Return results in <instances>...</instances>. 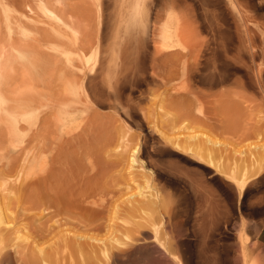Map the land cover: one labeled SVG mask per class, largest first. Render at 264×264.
I'll use <instances>...</instances> for the list:
<instances>
[{
  "label": "rangeland",
  "instance_id": "1",
  "mask_svg": "<svg viewBox=\"0 0 264 264\" xmlns=\"http://www.w3.org/2000/svg\"><path fill=\"white\" fill-rule=\"evenodd\" d=\"M38 1H0L2 37L19 48L24 47L31 59L7 63L6 72L3 73L5 83L0 82V99L8 103L2 107L6 109L1 114L7 111L9 117L0 118V196H30L37 192H34L37 184L33 182L37 164L32 159V151L42 142L39 135L43 137L46 134L43 141L47 139L53 120L52 116H44L40 122L36 121V97L40 95V98L49 100L61 98L60 94H63L58 86L64 82L95 86L96 95L101 97L98 86L110 84L109 88L103 89L105 92L111 91L112 99L116 100L115 108L108 106L106 98H102L101 106L93 102L87 104L91 120H96L90 132L92 135L85 137L89 144L87 147L95 154L101 148V138L105 142L113 136L110 133L127 130L124 132L129 139L127 148L112 151V155L109 153V163L107 158L97 157L99 162L104 160L100 163L101 167L104 165L108 169L103 170L100 180L105 182L106 178H102L104 174L109 178L106 182L111 185L110 188L113 187L111 197L117 202V205L113 204L126 209L131 208L130 205L136 206L135 202L129 204L132 200L128 196L136 189L132 178L142 182L141 175H146V193L159 197L160 218L164 217L154 220L151 227L142 229L144 235L139 237L146 239L147 235L149 240L146 246L151 243L160 248L164 246L169 249L170 261L177 257L183 264H233L238 254L237 239L240 238L247 252L258 243L259 246L251 251L252 256L264 258V0H238L239 8L228 0H183L182 7L176 10L171 6L173 0H139L131 14L128 13L131 7H126L128 11L125 8L127 12L123 7L130 0H121L123 3L119 0H61V4L48 0L51 8H56V14L65 15L66 20L67 15L81 20V35L66 29L63 22L41 10ZM28 7L32 9L31 13ZM181 11L189 14V21L196 28L199 41L214 53L215 57L210 61L213 66L209 70L215 75L209 70L200 69L203 74L199 72L195 81L186 80L181 74L180 57L167 55L160 35L164 20L169 14L172 17L182 14ZM23 12H28L30 17L27 18ZM122 12H126L124 19ZM148 12L149 16L152 15L151 19L148 17L149 20ZM243 13L247 18L242 16ZM245 21H249L248 25L254 31L253 39L243 33ZM172 26L173 21L166 23V27ZM20 27L27 31L25 41L19 38L18 34L22 33ZM127 33L130 37L132 35V39L126 37ZM128 38L130 42L126 40ZM122 43L128 44L129 48H123ZM62 72H66V77ZM24 75L29 78H24ZM56 77L58 80H55ZM64 77L67 80L63 81ZM36 91L40 92L38 96ZM15 107L21 110L17 112ZM45 119L50 122H47L49 126L44 124ZM13 131L19 134L17 138L25 140L22 147L15 148V157L9 151L13 145H17L12 138ZM95 137L99 139V144H96ZM135 146L143 168L131 171L127 167L128 151ZM209 150L213 153H209ZM209 158L214 159L215 167L209 166ZM108 166L112 171L110 173ZM233 167L239 169L234 171L238 172L235 171L238 178L241 176L239 183L243 190L230 180ZM16 175L19 176L17 184L14 183ZM4 181L11 182L7 194L3 191ZM31 183L33 188L30 187ZM35 190H38V185ZM11 211L13 215L7 211L6 222L3 221L5 224L1 223L3 225L0 224V227L11 229L15 226L21 230L19 236H32L35 226L43 228L46 224L51 225L50 222L46 223L45 218L37 219L35 215L39 213L35 210ZM154 212L152 210L151 215ZM110 226L115 227L113 223ZM102 233L97 234L102 237Z\"/></svg>",
  "mask_w": 264,
  "mask_h": 264
},
{
  "label": "bare ground",
  "instance_id": "2",
  "mask_svg": "<svg viewBox=\"0 0 264 264\" xmlns=\"http://www.w3.org/2000/svg\"><path fill=\"white\" fill-rule=\"evenodd\" d=\"M119 1H121V0H119ZM123 1H125V0H123ZM123 1H121V3H123ZM138 1L139 0H133L131 3L126 1L124 6L122 4H120V6L122 5L124 7V9L126 7H131V8H129L130 10L128 8H126L127 11L129 10L128 13L131 14V12L133 13L135 11V8L137 7L135 5L138 4ZM144 1H146V0H144ZM228 1L235 4L238 8L240 7L238 0H228ZM148 2L150 3V1H148ZM55 3L61 4V0H55ZM140 5L141 4H139V6H138L139 8L141 7ZM181 5H183V0H173V2H171V6H172V8H175V10H176V8L180 7ZM38 6L45 13H47V14L55 17L59 21L63 22L64 26H66L65 27L66 29L67 28L71 29L74 31V33L76 35H81V30L83 28L81 26V22H80L81 20L79 18H76L75 16H71V15L68 17V15H67V20H66L65 15H63L64 16V18H63V16L56 14L57 13V12H55L56 8L52 7V8H54V10H53L51 8V5H49L48 0H39ZM0 7H2V6L0 5ZM27 9H28V11L30 10L29 13H31L32 9H30L29 7ZM126 9H125V11H126ZM121 10L123 11V8L122 9L120 8V11ZM140 10H142V8ZM126 12H124V13H126ZM149 12L147 14L148 20H149L148 17L152 16V15L149 16ZM23 13H25V16L27 18L30 17V14L28 12H23ZM124 13H123V15L121 14V16H123V19H124V15H126ZM181 13H182V11H181ZM175 14H176V12H175ZM245 15L246 14H244L242 16H245ZM137 16L138 15H136V17ZM139 16H141V15H139ZM246 16H245V18H247ZM125 17H127V16H125ZM127 18H129V17H127ZM150 19H151V17H150ZM128 20H130V19H128ZM148 20H146V21H148ZM189 20H190V17H189L188 13H187V15L185 13H182L180 15H176L175 17H172L170 14L167 15V17H165V20H164L165 23L163 25V28L161 27L163 30L160 29V30H162L160 35L162 36V40H163L162 45L164 46V49L168 51L167 55L176 54L180 57L179 62L181 64V66H180L181 67V74L183 77H185L184 79L189 78V79L194 80L196 77H199V74L201 73L200 69H206L208 72L209 67L213 66L210 63V61H211V58L214 56V53L210 52L206 48V45L204 42L199 41V35H198V33H196V28L194 27L192 22H190ZM137 21H138V19H137ZM172 21L174 23V26L166 27V23L172 22ZM149 22H151V21H149ZM126 23H127V21H126ZM148 23H147V25H149ZM248 23H249V21H245V28L243 30V33H245L247 35V37H249L251 39L253 37L252 35H253L254 31L251 27H249ZM200 24H201V20H200ZM147 25H146V27L149 28V26H147ZM201 26H202V24H201ZM20 28L22 29V33L18 34L19 38L25 41V39L27 37L26 36L27 31H25V29L23 27H20ZM20 28H19V30L21 32ZM131 32H133V31H131ZM128 33H127L126 37L129 36ZM148 33H149V31H148ZM158 34L159 33H157V35ZM138 35L139 34H137V36ZM133 36L136 37V35H133ZM161 36H158V37H161ZM130 39H132V35H131ZM136 39H137V37H136ZM126 40H128L130 42L129 38ZM141 40H143V39H141ZM133 41H135L134 38H133ZM126 43L125 44L122 43V45H123V48L127 49V47L129 48V45ZM131 43L133 44V42H131ZM137 44H138V42H137ZM122 45H121V47H122ZM22 47H23V45H22ZM161 49L163 50V52L165 51L163 49V47H161ZM161 49L159 50L160 53L162 52ZM206 50H207V53H204V51H206ZM27 52L28 51H26L24 49V47L19 48L17 46V44H15V43L6 42L5 39L2 37V34L0 32V82L4 80L3 79L4 77H6V76H3L4 75L3 73L6 72L5 67L8 64H10V63L13 64V62L16 63V61L17 62H27L28 61V58H29L28 53L29 52L28 53ZM221 52H224V51L222 50ZM252 56H254V53L252 54ZM219 57H221V55ZM18 64H20V63H18ZM209 72L211 73L212 70L211 71L209 70ZM24 73L26 74V72H24ZM62 73L65 76L66 72L65 73L62 72ZM179 73L180 72H178V74ZM14 74H15V72H14ZM85 74H86V72H85ZM202 74L203 73H201V75ZM110 75H112V74H110ZM214 75H212V76H214ZM14 76H16V75H14ZM212 76H209V77H212ZM26 77L24 75V78H26ZM65 77H64L63 81L67 80V79H65ZM200 77H202V76H200ZM209 77H208V79H209ZM28 78H26V79H28ZM91 78L92 77H89V79H91ZM204 78H206V77H204ZM10 80H11V78H10ZM55 80H58L57 77L55 78ZM71 80H73V79H71ZM14 81L17 83L16 80H14ZM194 81H191V82H194ZM200 81H202V80H200ZM4 83H3V86H4ZM8 83H9V81H8ZM109 86H110V84L98 86V88H100L99 89L100 91L98 92V94H100L101 97L96 95V93L94 91V88H96L95 86L91 87L88 85H83L80 83L78 84V83H74V82L60 83V85L58 86V89H60V91L63 94V96L60 94L61 98L57 97V98H54L52 100L40 98L39 97L40 95L38 96V94L40 92L38 93L36 91L37 96L39 97V98L36 97L37 98V101H36L37 105H34V106H36V113H35L36 114V121L40 122L41 119L44 118V116L45 117L46 116L47 117L52 116V120H53V124L51 126L52 130L50 129V127H47L51 131L49 133V135H51V138H49V135H48L47 139L45 141H43L44 136L46 134L45 135L43 134L44 135L43 137H42V135L41 136L39 135V137L42 138V142L40 141V143L38 145L33 147V151H32V154H33L32 159L37 164V167H36L37 168V174H36L35 179H33V180H35L33 182L38 185V190H35V187L37 189V185H35L34 192H36V191L37 192L34 194L32 193L30 196H26V195L16 196L15 195V196L8 197L5 194L3 196H0V224L3 223V221L6 220V218L8 217L6 215L7 211L8 212L10 211L12 214L11 210H15L14 212L18 211V213H19V210L22 209V212H31L30 210H32L34 212V210H35L36 213H39V214L35 215L38 217L37 219L42 220L45 218V219H47L46 223L50 222L51 225L46 224L45 227H43V228L35 226V229L33 230L32 236H30V235L29 236H27V235L22 236V234H21V236H19L21 230H18L17 227H15V226L11 227V229L9 227L3 228L1 226L2 228L0 227V264H168L170 262H171L170 264H183V262L177 257H174L172 259L173 261L172 260L170 261L169 260V257H170L169 249L164 248V246L162 247L163 249L160 247L154 246V245H156L154 243H151V245L148 244L146 246V244H147L146 242L149 240L147 235H146V239L139 237L140 235L141 236L144 235V232L142 229H144L146 227L147 228L151 227V224H153V221L156 219H159L160 213L162 212L160 210V205H159L160 201L158 200L159 197L157 195H152L151 193H146V175H144V174L141 175V176H143L142 182H140V180H139V182H137L136 180L133 179L134 177L132 178L133 184H136L135 190H137V192H136V194H134L135 193V190H134V193L133 194L129 193L130 195L128 197H129V199L132 200V202H129V204L135 202L136 206L132 207L130 205L131 208L128 207L126 209L125 208L123 209L121 206H115L114 205V204L117 205V202L113 201V199H115V198L111 197L112 196L111 193L113 192V190H111V189L113 187L110 188L111 185L109 186L108 182H106V180L109 178L105 177V174H104V177H102V178L103 179L106 178L105 182H104V180L101 181L102 179L100 180V177L103 176L102 172H104L103 170L106 167L104 165H103L104 168L101 167L102 164L100 165V163H102L104 160L102 162H99L100 159H97V157L99 156V158L102 157L103 159L105 157V159L107 158V161H108L109 158L107 157V155L109 153L112 155V151L119 152L117 150L127 148V140H129L128 138H126V135L124 133L127 130L125 128H123L126 131H124L122 129L124 132L117 130L116 134L110 133L113 136H110L105 142H102L103 140L101 138V140H100L102 143V144L100 143L101 148L97 149L98 148V146H97V148H96L97 150H96L95 154H94V151L91 152L89 150L90 147H87V145H89V144H87V139L85 137L88 138V135L91 134L90 132L93 130V123H94V121H96L95 119H94V121L91 120V112H90V108L88 107L87 104L90 102H93V104H95L96 106H101L103 103V102H101L102 98L103 99L106 98L105 101L108 102V106L110 108H115L116 107L115 106L116 100L112 99L111 91L107 90L105 92L103 89V88H109ZM1 87H2V85H1ZM54 88H55V85H54L53 89ZM0 90H1V88H0ZM28 90H30V89H28ZM55 90H56V88L54 89V91ZM21 91H23V90H21ZM0 93H1V91H0ZM0 98H1V95H0ZM33 98H35V97H33ZM25 99H28V98H25ZM84 102H85V104H84ZM81 103L84 105H82ZM4 104H6L5 100L0 99V118H2V116H5L4 118L7 119V118H9L6 114L7 111L5 114H1L2 110L5 111V109H6V108L5 109L2 108L4 106ZM29 105H30V103L27 105L26 109L29 107ZM14 106L15 105H13V108H14ZM25 106H26V103H25ZM22 107H23L22 110H24L25 107L23 105H22ZM15 109L17 110V112L19 110H21L19 107H17V108L15 107ZM14 112H15V110H14ZM8 115H9V113H8ZM10 116H12V115H10ZM49 119H51V118H48V120ZM48 120H46V123H44L45 125L46 124L48 125V123H50V122H48ZM42 121L44 122V120H42ZM37 124H39V126H40V123H37ZM38 129H37V132H38ZM117 129H120V128L117 127ZM15 131L12 132V138L14 140H16L17 145L16 144L13 145V143H12L11 145H13L12 146L13 148L11 147L12 149L9 150L10 153L12 152L13 154H15L14 157L16 156V153H17V151H15L16 150L15 148L18 146L22 147L24 145V141H25V140L23 141L22 139L20 140L19 138H17V135H19V134H16ZM118 131H120V132L118 133ZM8 132H10V131H8ZM36 136H38V134H36ZM106 137H107V135H106ZM91 138L92 137H90V139ZM90 139H89V141H90ZM95 139L97 140L96 144H99L98 143L99 139H97L96 137H95ZM30 140H31V138H30ZM194 141H195V139H194ZM8 142H9V140H8ZM90 142H92V141H90ZM204 142L210 143L211 141L205 140ZM91 144H93V143H91ZM95 147L96 146L94 145V148ZM136 147L137 146L133 147L132 149H130L128 151V158H127L128 166L127 167L131 171H135V170H139L140 168H143V164L140 162V159L138 158V155H137L138 152H137ZM24 149H26V148H24ZM209 153H211L210 150H209ZM28 154H29V152H28ZM110 154H109V156H110ZM211 154H210V157H211ZM11 156L13 157V155H11ZM19 156H22V154ZM212 158L208 159V163H209V166L214 165V167H215V164L213 161L214 159L212 160ZM33 160H32V162H33ZM111 161L112 160L110 159V162ZM106 163L104 162L103 164L109 165ZM108 163H109V161H108ZM114 164H115V162H114ZM4 166H5V164H4ZM112 166H110V167H112ZM110 167H109V170L111 169ZM234 167L231 169L232 174L230 173V176H229L230 180L232 182L236 183V185H238L239 188L242 189L243 186H241L239 183V178L241 176L238 178L236 176L237 171L236 170H235L236 172L234 171V169H238V167L237 168H234ZM112 168H114V167H112ZM231 170H230V172H231ZM131 171H130V174H131ZM238 171H239V169H238ZM110 172H112V171L110 170L109 173ZM108 174L106 176L109 177ZM18 177L19 176L16 177V181H14V183L19 181ZM128 180H129V178H128ZM108 181H110V180H108ZM6 182H8V181H4V184H3L4 190L3 191L5 193L6 192L8 193L7 190L10 189L9 183H11V182H9V183H6ZM14 183H12V184H14ZM27 183H28V181H27ZM111 183L112 182L110 181V184ZM1 185H2V183H1ZM15 185H13L15 188L14 190H16V187H17V185H16V187H15ZM112 186H113V183H112ZM18 187L20 188L19 184H18ZM22 187L24 188L23 185H22ZM30 187H32V183H31ZM127 187H129V185H127ZM25 190H27V189L25 188ZM30 190L32 191V189H30ZM114 191L116 192V190H114ZM22 194H23V192H22ZM119 200L121 201L120 198H119ZM23 202H25V204L28 206L26 207V205ZM113 202H114V204H113ZM18 203H21V204L19 205ZM135 203H133V204H135ZM17 205H19V206H17ZM24 205L26 208L22 207ZM150 209H151V211L152 210L155 211L154 213H152V215L150 213L151 211L150 212L148 211L150 214L148 212H146L147 210H150ZM24 214H28V213H24ZM155 215H157L158 218ZM161 215H162V213H161ZM22 216H24V217L26 216L25 218H27V215H23V213H22ZM33 216H34V213H33ZM162 217L163 216H161L160 219L164 218V217L163 218ZM30 218H33V217L31 216ZM28 219H29V217H28ZM33 219H31V220H33ZM37 219H35V220L37 221ZM159 221L160 220H158V222ZM4 222H6V221H4ZM100 222H102V223H100ZM103 222H105V223H103ZM108 223H110V224L113 223L115 225V227L111 228L110 224H108ZM3 224H5V223H3ZM3 224H1V225H3ZM24 227H26V226H24ZM26 228H24V229L26 230ZM19 229H22V228H19ZM99 232H104V233H102L103 234L102 237L98 236ZM100 235H101V233H100ZM239 239H237L238 254H236L234 260L232 261L233 264H264V258H262L260 256H255V257L252 256V253H253V252H251L252 249L258 247L259 244L254 242L255 244L253 243L254 245H253V248H251V251L247 252V250L245 249V246L242 245L243 241L240 242ZM26 241H27V243H26ZM151 241L155 242V239H152ZM26 244H27V246H26ZM200 246H203V245L201 244ZM204 254H203V257H204ZM213 261H215V260H213ZM216 262H218V260ZM212 264H214V263H212Z\"/></svg>",
  "mask_w": 264,
  "mask_h": 264
}]
</instances>
